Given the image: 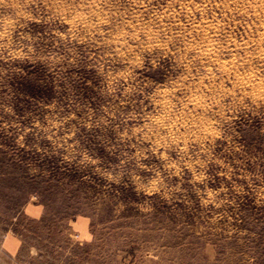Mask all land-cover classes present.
<instances>
[{
    "label": "rangeland",
    "instance_id": "obj_1",
    "mask_svg": "<svg viewBox=\"0 0 264 264\" xmlns=\"http://www.w3.org/2000/svg\"><path fill=\"white\" fill-rule=\"evenodd\" d=\"M0 264H264V0H0Z\"/></svg>",
    "mask_w": 264,
    "mask_h": 264
},
{
    "label": "crops",
    "instance_id": "obj_2",
    "mask_svg": "<svg viewBox=\"0 0 264 264\" xmlns=\"http://www.w3.org/2000/svg\"><path fill=\"white\" fill-rule=\"evenodd\" d=\"M21 245L22 241L16 235L10 234L5 237L3 246L8 261L19 254Z\"/></svg>",
    "mask_w": 264,
    "mask_h": 264
},
{
    "label": "clouds",
    "instance_id": "obj_3",
    "mask_svg": "<svg viewBox=\"0 0 264 264\" xmlns=\"http://www.w3.org/2000/svg\"><path fill=\"white\" fill-rule=\"evenodd\" d=\"M89 239H90V237H89Z\"/></svg>",
    "mask_w": 264,
    "mask_h": 264
}]
</instances>
